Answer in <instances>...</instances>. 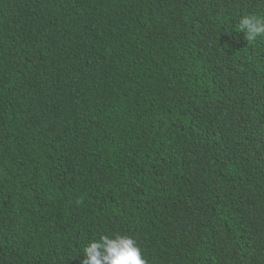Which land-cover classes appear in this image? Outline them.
<instances>
[{
  "label": "trees",
  "instance_id": "trees-1",
  "mask_svg": "<svg viewBox=\"0 0 264 264\" xmlns=\"http://www.w3.org/2000/svg\"><path fill=\"white\" fill-rule=\"evenodd\" d=\"M264 0H0V264H264Z\"/></svg>",
  "mask_w": 264,
  "mask_h": 264
},
{
  "label": "clouds",
  "instance_id": "clouds-1",
  "mask_svg": "<svg viewBox=\"0 0 264 264\" xmlns=\"http://www.w3.org/2000/svg\"><path fill=\"white\" fill-rule=\"evenodd\" d=\"M239 29L248 43H253L257 37H264V17L246 15L240 20ZM84 253L82 264H148L136 241L128 236H103L90 243Z\"/></svg>",
  "mask_w": 264,
  "mask_h": 264
}]
</instances>
